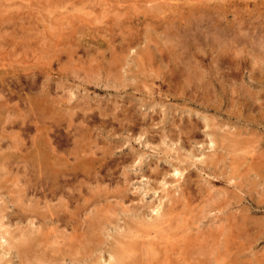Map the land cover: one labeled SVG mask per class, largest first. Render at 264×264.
<instances>
[{
    "label": "rangeland",
    "instance_id": "374dc122",
    "mask_svg": "<svg viewBox=\"0 0 264 264\" xmlns=\"http://www.w3.org/2000/svg\"><path fill=\"white\" fill-rule=\"evenodd\" d=\"M151 1L0 0V45L3 44L0 46V91L3 94L0 101L8 102L13 116L48 119V138L55 141L54 147L59 144L61 155L68 152L69 163L76 162L80 155H85L87 160L90 157L107 160L99 170L85 166L77 169L76 177L72 174L68 177L76 180L67 186L78 188L71 193L80 199L79 208L73 211L69 206V211L75 212L74 215L66 212L72 218L71 224L61 226L58 234L66 233V242L80 243L77 244L79 252L67 253L66 258L41 261L46 264H108L109 260V264H118L115 251L120 249L124 252V264H264V59H261L264 56V0ZM248 94L255 95L252 99ZM26 122L31 127H6L3 131L0 128V163H13L5 175L3 167L0 175V264H25L15 247L25 240L26 231H37L35 211L42 218L58 203L53 193L35 198L32 189H24L23 166L30 160L9 153L16 150L13 149L16 148L13 146L15 133L22 139L25 137L18 146L24 149L23 154L31 151L34 136L42 137L39 122L38 127L34 120ZM84 147L90 149L89 153L82 154ZM22 189L25 196L21 197L26 206L10 201ZM157 207H164L165 212L156 211ZM69 227L76 231L68 230ZM137 231L142 237L135 233ZM120 232L126 233L125 237L119 235ZM73 235L80 238L77 240ZM70 247L68 249H74ZM41 261L38 259V263L45 264ZM32 263L37 264V260Z\"/></svg>",
    "mask_w": 264,
    "mask_h": 264
},
{
    "label": "bare ground",
    "instance_id": "6f19581e",
    "mask_svg": "<svg viewBox=\"0 0 264 264\" xmlns=\"http://www.w3.org/2000/svg\"><path fill=\"white\" fill-rule=\"evenodd\" d=\"M196 1V0H195ZM149 2H150V0H149ZM151 2H153V0L151 1ZM181 2H182V0H181ZM194 2V1H193ZM148 3V2H147ZM137 4V3H136ZM142 3L140 2V5H141ZM149 4V3H148ZM151 4V3H150ZM156 4H158V3H156ZM165 4V3H164ZM138 5V4H137ZM136 5V6H137ZM147 5V4H146ZM167 5H168V2H167ZM170 5H171V3H170ZM158 6V5H157ZM139 7V6H138ZM170 7V6H169ZM206 7V6H205ZM142 9V8H141ZM113 10V9H112ZM204 10V9H203ZM118 11V10H117ZM136 11V10H135ZM173 11V10H172ZM195 10H193V12H194ZM202 11V10H201ZM208 11V10H207ZM120 12V11H119ZM119 12L117 13V15L119 14ZM96 13V12H95ZM110 13V12H109ZM112 13V12H111ZM135 13V12H134ZM161 13V12H160ZM122 14V13H121ZM121 14H119V15H121ZM130 14V13H129ZM136 14V13H135ZM196 14H198L197 12H196ZM195 14V15H196ZM200 14V13H199ZM127 15V14H126ZM132 15V14H131ZM139 15V14H138ZM210 15V14H209ZM216 15V14H215ZM214 15V16H215ZM116 16V15H115ZM201 16H203L202 14L199 16V18L201 17ZM217 16V15H216ZM127 17V16H126ZM144 17V16H143ZM159 17V16H158ZM173 17H174V15H173ZM176 17V16H175ZM192 17H194V15L192 16ZM211 17V19H213L212 17L213 16H210ZM218 17V16H217ZM121 19L123 18V17H120ZM129 18H130V16H129ZM147 18V17H146ZM145 18V19H146ZM120 19V20H121ZM130 19H132V18H130ZM186 19V18H185ZM210 19V18H209ZM219 19V18H218ZM112 20H114V19H111L110 21H112ZM116 20V22H117V19H115ZM140 20V19H139ZM200 20H202V19H200ZM206 20V19H205ZM109 21V22H110ZM141 21V20H140ZM144 21H146V20H144ZM186 21H188V20H186ZM204 21V20H203ZM206 21H208V20H206ZM151 22V21H150ZM205 22V21H204ZM220 22V21H219ZM113 23V22H112ZM111 23V24H112ZM118 23V22H117ZM116 23V24H117ZM199 23V22H198ZM208 23V22H207ZM212 23H213V21H212ZM110 23H108V25H109ZM119 24V23H118ZM121 24V23H120ZM129 24H131V23H129ZM139 24V23H138ZM174 24H176V23H174ZM183 25V24H182ZM193 25V24H192ZM195 25V24H194ZM119 26V25H118ZM117 26V27H118ZM178 26V25H177ZM214 26V25H213ZM111 27H112V25H111ZM120 27V26H119ZM173 27V26H172ZM191 27V26H190ZM189 27V28H190ZM196 27V26H195ZM198 27V26H197ZM218 27V26H217ZM240 27V26H239ZM150 28V27H149ZM192 28V27H191ZM210 28V27H209ZM209 28H208V30H209ZM219 28V27H218ZM112 29V28H111ZM123 29V28H122ZM152 29V28H151ZM193 29V28H192ZM211 29V28H210ZM221 29V28H220ZM223 29V31H224V28H222ZM190 30V29H189ZM207 30V29H206ZM210 31V30H209ZM218 31V30H217ZM116 33H117V31H115ZM114 32V33H115ZM185 32V31H184ZM238 32V31H237ZM241 32V31H240ZM262 32V31H261ZM116 33L114 34V35H116ZM195 33V32H194ZM223 33V32H222ZM264 33V32H263ZM262 33V34H263ZM112 34V33H111ZM185 34V33H184ZM186 34H188V33H186ZM192 34H193V32H192ZM214 34V33H213ZM212 34V35H213ZM225 34H226V32H225ZM230 34V33H229ZM237 34H239V33H237ZM133 35V34H132ZM176 35V34H175ZM175 35H173V36H175ZM200 35V34H199ZM208 35V34H207ZM224 35V34H223ZM222 35V36H223ZM118 36V35H117ZM125 36V35H124ZM172 36V37H173ZM180 36V35H179ZM186 36V35H185ZM190 36V35H189ZM193 36V35H192ZM192 36H190V37H192ZM197 36V35H196ZM218 36H219V34H218ZM221 36V37H222ZM241 36V35H240ZM3 37V36H2ZM114 37V36H113ZM181 37V36H180ZM194 37V36H193ZM207 37V36H206ZM212 37V36H211ZM4 38V37H3ZM2 38V39H3ZM171 38V37H170ZM175 38H177V37H175ZM183 38V37H182ZM181 38V39H182ZM185 38V37H184ZM200 38V37H199ZM201 38H203V37H201ZM5 39V38H4ZM169 39V38H168ZM207 39V38H206ZM225 39H227L228 40V38H225ZM241 39V38H240ZM261 39V38H260ZM114 40V39H113ZM172 40H174L173 38H172ZM189 40V39H188ZM192 40V39H191ZM217 40V39H216ZM220 40V39H219ZM223 40V39H222ZM257 40V39H256ZM21 41V40H20ZM179 41H181V40H179ZM186 41V40H185ZM193 41V40H192ZM194 41H196V40H194ZM193 41V42H194ZM210 41V40H209ZM212 41V40H211ZM225 41V40H224ZM237 41V40H236ZM253 41V40H252ZM27 43H28V41H26ZM25 42V43H26ZM182 42V41H181ZM187 42V41H186ZM197 42V41H196ZM214 42V41H213ZM228 42V41H227ZM226 42V43H227ZM257 42V41H256ZM19 43V42H18ZM24 43V44H25ZM110 43V42H109ZM177 43V42H176ZM225 43V44H226ZM253 43V42H252ZM7 44H9V43H7ZM6 44V45H7ZM21 44V43H20ZM29 44V43H28ZM101 44V43H100ZM197 44V43H196ZM216 44H218V42L216 43ZM263 44V43H262ZM1 45H3V44H1ZM0 45V46H1ZM5 45V46H6ZM13 45V44H12ZM11 45V46H12ZM19 45V44H18ZM37 45V44H36ZM190 45V44H189ZM192 45V44H191ZM219 45V44H218ZM223 45V44H222ZM230 45V44H229ZM229 45H227L228 47H229ZM237 45H240V44H237ZM236 45V46H237ZM248 45V44H247ZM128 46V45H127ZM157 46V45H156ZM193 46V45H192ZM201 46H202V43H201ZM241 46V45H240ZM239 46V48L240 49H242V47H240ZM249 46H251V45H249ZM7 47V46H6ZM14 47H15V45H14ZM110 47V46H109ZM120 47V46H119ZM186 47V46H185ZM200 47V46H199ZM214 47V46H213ZM218 47V46H217ZM104 48V47H103ZM177 48V47H176ZM180 48V47H179ZM237 48V47H236ZM1 49H2V47H1ZM7 49V48H6ZM15 49V48H14ZM113 49V48H112ZM120 49H121V47H120ZM160 49V48H159ZM181 49V48H180ZM190 49H191V47H190ZM207 49V48H206ZM218 49V48H217ZM244 49H245V47H244ZM243 49V50H244ZM3 50V49H2ZM18 50V49H17ZM83 50V49H82ZM91 50V49H90ZM103 50V49H102ZM107 50V49H106ZM109 50V49H108ZM184 50H185V48H184ZM183 50V51H184ZM186 50H187V48H186ZM186 50H185V52H186ZM201 50V49H200ZM251 50V49H250ZM249 50V51H250ZM253 50V49H252ZM73 51H75V49H73ZM110 51V50H109ZM112 51V50H111ZM181 51H182V49H181ZM188 51V50H187ZM202 51V50H201ZM239 51V50H238ZM15 52V51H14ZM23 52V51H22ZM36 52V51H35ZM59 52V51H58ZM85 52V51H84ZM91 52V51H90ZM103 52V51H102ZM114 52V54H115V51H112V53ZM192 52V51H191ZM235 52V51H234ZM253 52H254V50H253ZM255 52H256V50H255ZM25 53V52H24ZM27 53V52H26ZM222 53H223V51H222ZM239 53V52H238ZM241 53V52H240ZM244 53V52H243ZM246 53V52H245ZM245 53H244V55H245ZM9 54V53H8ZM68 54V53H67ZM91 54V53H90ZM113 54V55H114ZM229 54V53H228ZM227 54V55H228ZM58 55V54H57ZM87 55V54H86ZM92 55V54H91ZM90 55V56H91ZM110 54H108V56H109ZM181 55V54H180ZM215 55V54H214ZM213 55V56H214ZM218 55V54H217ZM221 55V54H220ZM243 55V54H242ZM248 55V54H247ZM247 55H245L246 57H247ZM252 55V54H251ZM260 55H261V52H260ZM17 56V55H16ZM15 56V57H16ZM26 56V55H25ZM89 56V57H90ZM102 56V55H101ZM104 56V55H103ZM102 56V57H103ZM111 56V55H110ZM206 56V55H205ZM237 56V55H236ZM239 56V55H238ZM249 56V55H248ZM257 56V55H256ZM263 56V55H262ZM8 57H10V55L8 56ZM27 57V56H26ZM61 57V56H60ZM59 57V58H60ZM73 57V56H72ZM88 57V58H89ZM240 57V56H239ZM253 57V56H252ZM264 57V56H263ZM261 58V59H264V58ZM93 58V57H92ZM260 58V57H259ZM259 58H254V59H259ZM61 59V58H60ZM91 59V58H90ZM96 59H97V57H96ZM186 59H187V57H186ZM226 59V58H225ZM242 59V58H241ZM261 59H260V61H261ZM205 60V59H204ZM234 60V59H233ZM255 60V61H256ZM60 61V60H59ZM98 61H100V60H98ZM237 61H238V59H237ZM236 61V62H237ZM242 61H244V60H242ZM246 61V60H245ZM254 61V60H253ZM259 61V60H258ZM95 62V61H94ZM101 62V61H100ZM124 62V61H123ZM230 62V61H229ZM248 62V61H247ZM262 62V61H261ZM102 63V62H101ZM105 63V62H104ZM234 63V62H233ZM243 63V62H242ZM251 63V65H254V63H252V62H250ZM256 63V65H257V63L259 64V62H255ZM215 64V63H214ZM102 65H103V63H102ZM202 65V64H201ZM255 65V66H256ZM98 66H99V64H98ZM244 66V65H243ZM102 67V66H101ZM105 67V66H104ZM104 67H103V69H104ZM199 67V66H198ZM236 67V66H235ZM241 67V66H240ZM106 68H108V67H106ZM173 68V67H172ZM193 68V67H192ZM230 68V67H229ZM244 68V67H243ZM253 67L251 66V70H254V69H252ZM256 68V67H255ZM48 69V68H47ZM46 69V70H47ZM94 69V68H93ZM92 69V70H93ZM99 69H100V67H99ZM99 69H96V71L97 70H99ZM45 70V71H46ZM222 70V69H221ZM243 70V69H242ZM245 70V69H244ZM103 71V70H102ZM255 71V70H254ZM39 72V71H38ZM93 72H95V71H93ZM116 72V71H115ZM201 72V71H200ZM243 72V71H242ZM256 72V71H255ZM3 72H1V74H2ZM12 73V72H11ZM47 73H49V72H47ZM187 73H189V72H187ZM225 73V72H224ZM251 73V72H250ZM31 74V73H30ZM35 74V73H34ZM109 74V73H108ZM228 74V73H227ZM243 74V73H242ZM21 76H22V74H20ZM112 75V74H111ZM118 75V74H117ZM236 75V74H235ZM206 76V75H205ZM204 76V77H205ZM233 76V75H232ZM250 76H251V74H250ZM16 77H17V75H16ZM114 77V76H113ZM117 77V76H116ZM116 77H115V79H116ZM182 77H183V75H182ZM229 77V76H228ZM254 77H256L255 75H254ZM9 78V77H8ZM21 78V77H20ZM25 78V77H24ZM34 78V77H33ZM120 78V77H119ZM184 78V77H183ZM232 78V77H231ZM251 78V77H250ZM22 79V78H21ZM35 79V78H34ZM39 79V78H38ZM114 79V80H115ZM123 79V78H122ZM121 79V80H122ZM199 79V78H198ZM243 79V78H242ZM5 80H6V78H5ZM23 80V79H22ZM36 80V79H35ZM35 80H33L34 82H35ZM46 80V79H45ZM117 80V79H116ZM233 80V79H232ZM240 80V79H239ZM19 81V80H18ZM25 81H27V80H25ZM37 81V80H36ZM50 81V80H49ZM185 81V80H184ZM231 81V80H230ZM245 81V80H244ZM6 82V81H5ZM5 82H3V83H5ZM53 82V81H52ZM56 82V81H55ZM122 82V81H121ZM233 82V81H232ZM235 82V81H234ZM241 82V81H240ZM46 83V82H45ZM117 83V82H116ZM189 83V82H188ZM7 84V83H6ZM22 84V83H21ZM20 84V85H21ZM124 84V83H123ZM122 84V85H123ZM242 84H243V81H242ZM31 85V84H30ZM35 85V84H34ZM46 85H48V84H46ZM118 85V84H117ZM233 85V84H232ZM7 86V85H6ZM10 86V85H9ZM33 86V85H32ZM49 86V85H48ZM60 86V85H59ZM120 86V85H119ZM1 87V86H0ZM25 87V86H24ZM38 87V86H37ZM234 87V86H233ZM8 88V87H7ZM18 89H19V86L17 87ZM47 88V87H46ZM246 89H247V87H245ZM25 89H26V87H25ZM31 89V88H30ZM2 90V89H1ZM7 90V89H6ZM13 90V89H12ZM45 90V89H44ZM57 90H58V88H57ZM248 90H250V89H248ZM11 91V90H10ZM15 91H17L16 89H15ZM35 91V90H34ZM244 91H245V89H244ZM251 91V90H250ZM255 91V90H254ZM253 90L251 91V92H254ZM2 91H0V97H3V94L1 93ZM4 92V91H3ZM18 92V91H17ZM26 92V91H25ZM31 92V91H30ZM29 92V93H30ZM41 92V91H40ZM43 92V91H42ZM53 92V91H52ZM57 92V91H56ZM9 93V92H8ZM28 93V94H29ZM244 93H246V92H244ZM249 93V92H248ZM10 94H11V92H10ZM31 94L32 95H35V93H32L31 92ZM36 94H38V92H36ZM58 94V93H57ZM256 94V93H255ZM255 94H253V95H255ZM20 95V94H19ZM39 95H41L40 93H39ZM43 95V94H42ZM244 95V94H243ZM246 95H247V93H246ZM246 95H245V97H246ZM249 95V97L251 98L252 96H250V94H248ZM9 96V95H8ZM11 96V95H10ZM23 96H25V95H23ZM38 96V95H37ZM44 96V95H43ZM42 96V97H43ZM46 96V95H45ZM48 96V95H47ZM54 96V95H53ZM262 96V95H261ZM264 96V95H263ZM5 97H6V95H5ZM4 97V98H5ZM27 97H29V96H27ZM30 97H31V95H30ZM56 97V96H55ZM248 97V98H249ZM255 97V96H254ZM14 98V97H13ZM26 98V97H25ZM40 98H41V96H40ZM44 98V97H43ZM61 98V97H60ZM247 98V97H246ZM10 99V98H9ZM57 99V98H56ZM252 99H253V97H252ZM20 100V99H19ZM22 100H24V99H22ZM28 100H30L29 98H28ZM92 100V99H91ZM248 100V99H247ZM250 101H251V99H249ZM258 101H259V97H258V99H257ZM261 100V99H260ZM40 101V100H39ZM58 101V100H57ZM254 101H256V100H254ZM263 101V100H262ZM14 102H16L15 100H14ZM18 102V101H17ZM248 102V101H247ZM264 102V101H263ZM8 103V102H7ZM7 103L5 102V103H3V102H1L0 101V128H1V130L3 131L6 127H10V128H13V127H15V126H19V128H21V129H23L22 128V126H30L29 124H28V122H26V120L28 119H30V121L31 120H34L35 121V126L36 127H38V125L36 124L37 122H39V125H40V127H41V135H42V137H40L39 139H36V136H34L35 137V139L32 141V143H31V151H27L26 153H22L23 152V148H22V146L19 148L18 146H19V143H23L22 141H23V139L25 138H21L20 137V134L19 133H15L14 134V145L13 146H15L16 148H13V149H16V150H11L9 153H15L14 154V156L16 157V155L18 156V157H21L22 159H27V160H30V162H29V164L27 165V164H25L24 163V170H23V172L25 173H22V174H24L25 176H24V180H23V185H24V189H27V188H29V189H32L31 191H32V193L33 192H35L34 194H33V196L35 197V198H37V197H39V196H42V197H46L47 196V194L49 193H53L54 194V196L56 197V200H58V203H57V205H54V206H51V208H50V210H52L51 211V213L49 214V215H44V217H40L39 216V212L36 210L35 212H36V214H33V218H37V223L39 224L38 225V228H37V231H31V230H29V231H26L27 233H28V235H26L27 237L25 238V240L24 241H22V242H20L19 240H18V242H20L16 247H15V249L17 248V250H18V253L20 254V256H21V261H22V263L23 262H25V264H33L32 263V261H36L37 260V264H41V263H38V259L41 261V260H55V258L56 259H59V258H61V257H65V255H68L67 253H73V254H75V253H78L79 252V249H78V247H77V244L79 245L80 243H76V242H74L73 240H70V241H67L66 242V240H68V239H66L65 240V234L63 233V235L62 236H60V234L62 233H59L58 234V229L59 228H61V226H67L68 227V225H70L71 223H70V219H71V221H72V218H71V216H68L67 215V213L66 212H70V214H72V215H74V213L75 212H73L74 210H78V208H79V205H78V203H79V201H80V199H78L77 198V196L75 195L74 196V193H71V192H74V190H78V188L76 189V188H74V187H76V186H74L73 188H70V187H68L67 186V184L68 183H71V182H73V181H76L75 179H70V178H68L69 177V175H73V177H76L77 176V173H76V171H77V169H79V168H82V167H88V169H95L96 167H97V169H98V167H100V166H102L103 165V162L104 161H107L106 160V158L104 157L103 159H101V158H99V157H90L89 158V160H87V158H86V156L84 157V156H82V155H80L79 156V159H77V161L76 162H74L73 164H71V163H69V159H70V157L68 158L67 157V153H65L64 155H61V153L58 151L59 150V144L58 143H56V147H54L52 144H54L55 143V141H52L50 138H48V135H49V133H48V127H47V120L45 119V118H42L43 116H37V118H36V116H13V114H12V112H10L9 111V109H8V107H7ZM11 103V102H10ZM28 103V102H27ZM26 103V104H27ZM59 103V102H58ZM249 103V102H248ZM253 103V102H252ZM254 103H257V102H254ZM18 104H20V103H18ZM22 104V103H21ZM245 104H247L246 103V101H245ZM9 105V104H8ZM23 105V104H22ZM86 106V105H85ZM250 106H251V104H250ZM262 106V105H261ZM39 107V106H38ZM12 108H14V107H12ZM32 108V107H31ZM44 108V107H43ZM92 108V107H91ZM90 108V109H91ZM255 108V107H254ZM254 108H252V109H254ZM260 108V107H259ZM263 108V107H262ZM39 109H41V108H39ZM62 109V108H61ZM69 109V108H68ZM251 109V108H250ZM257 109V108H256ZM264 109V108H263ZM12 110V109H11ZM14 110V109H13ZM24 110V109H23ZM42 110V109H41ZM44 110V109H43ZM249 110V109H248ZM255 110V109H254ZM258 110V109H257ZM256 110V111H257ZM261 110V109H260ZM14 111H16V110H14ZM37 111V110H36ZM256 111H255V114H257L256 113ZM26 112V111H25ZM38 112V111H37ZM57 112V111H56ZM104 112H105V110H104ZM251 112H252V110H251ZM261 112V111H260ZM263 113H264V111H262ZM262 112H261V114H262ZM6 113V115L5 116H1V115H4ZM12 114V115H11ZM52 114V113H51ZM56 114V113H55ZM260 114V115H261ZM48 115V114H47ZM251 115H253L254 116V114L252 113ZM256 116V115H255ZM29 117V118H28ZM257 117V116H256ZM260 117V116H259ZM47 118V117H46ZM39 119H43V120H39ZM257 119H259V118H257ZM261 119V118H260ZM87 120V119H86ZM261 120H263V119H261ZM88 121V120H87ZM251 121H253V119L251 120ZM250 121V122H251ZM42 123V124H41ZM251 123H253V122H251ZM259 123V122H258ZM32 124V123H31ZM33 125V124H32ZM34 126V125H33ZM31 127V126H30ZM18 128L16 127V130H17ZM30 128H28L27 130H29ZM46 129V130H45ZM255 129V128H254ZM31 130V129H30ZM57 130V129H56ZM66 130H67V128H66ZM256 130V129H255ZM8 131H9V128H8ZM20 131V130H19ZM23 131V130H22ZM14 132V131H13ZM25 132V131H24ZM29 132V131H28ZM32 132V131H31ZM27 133V132H26ZM67 133V132H66ZM77 133V132H76ZM74 134V133H73ZM22 136H23V134H21ZM37 135V134H36ZM40 135V136H41ZM50 136V135H49ZM51 136H52V134H51ZM57 136H58V134H57ZM94 136V135H93ZM28 137V136H27ZM30 137V136H29ZM38 137V136H37ZM31 138V137H30ZM56 138V137H55ZM72 139V138H71ZM29 139H27V141H28ZM60 140V139H59ZM66 140H68V139H66ZM65 140V141H66ZM64 141V140H63ZM236 141H239V140H236ZM235 141V142H236ZM250 142H251V140H250ZM74 143H76V142H74ZM81 143H83V142H81ZM241 143V142H240ZM252 143H253V140H252ZM256 143V141H254V143L253 144H255ZM65 144H67V143H65ZM86 144V143H85ZM214 144V143H213ZM230 144V143H229ZM242 144V143H241ZM258 144V143H257ZM70 145V144H69ZM80 145V144H79ZM82 145V144H81ZM240 144H238V146H239ZM65 146V145H64ZM248 146V145H247ZM251 146V145H250ZM249 146V147H250ZM255 146V145H254ZM25 148H26V146H24ZM79 147V146H78ZM82 147V146H81ZM86 147H88V146H86ZM256 147V146H255ZM61 148V147H60ZM71 148V147H70ZM12 149V148H11ZM28 150H29V148H28ZM73 151H74V149H72ZM78 150H80V149H78ZM102 150V149H101ZM236 150V149H235ZM254 150V149H253ZM264 150V149H263ZM262 150V151H263ZM76 151V150H75ZM89 151H90V149H87V148H81V152H82V154L83 153H85V154H87V153H89ZM104 151V150H103ZM261 151V152H262ZM62 152H64V151H62ZM70 153V152H69ZM78 154H79V152H78ZM110 154V153H109ZM258 155H260V154H258ZM7 156V155H6ZM191 156V155H190ZM199 156V155H198ZM3 157V156H2ZM76 157H77V153H76ZM11 158H13V157H11ZM108 158V157H107ZM256 158V157H255ZM258 158H259V156H258ZM263 158H264V156H263ZM0 159H1V157H0ZM7 159V158H6ZM76 159V158H75ZM257 159V158H256ZM261 160V159H260ZM72 161H74V160H72ZM71 161V162H72ZM110 161V160H109ZM108 161V162H109ZM253 161H255V160H253ZM257 161V160H256ZM107 162V163H108ZM120 162V161H119ZM20 163V162H19ZM106 163V164H107ZM117 163V162H116ZM1 164V163H0ZM11 164H13V163H11V162H8V164L6 163H4V164H1V166H0V175H1V172L3 171V167L5 168L4 170L5 171H3V175H5L6 173L5 172H8V170L10 169V165ZM30 165V167H28ZM120 165V164H119ZM19 166V165H18ZM141 166V165H140ZM8 167H9V169H8ZM22 167V166H21ZM109 167V166H108ZM261 167V166H260ZM20 168V167H19ZM111 168V167H110ZM257 168H258V166H257ZM17 169V168H16ZM22 169V168H21ZM84 169V168H83ZM252 169H254L253 167H252ZM259 169V168H258ZM15 170V169H14ZM82 170V169H81ZM96 170V169H95ZM99 170V169H98ZM101 170V169H100ZM84 171V170H83ZM249 171H250V169H249ZM251 171H253V170H251ZM250 171V172H251ZM10 172V171H9ZM81 172V171H80ZM106 173H107V171H106ZM246 173V172H245ZM104 174V173H103ZM247 174H248V172H247ZM251 174V173H250ZM98 175V174H97ZM250 176V175H249ZM258 176V175H257ZM1 177V176H0ZM21 177H22V175H21ZM82 177V176H81ZM87 177V176H86ZM98 177V176H97ZM252 177V176H251ZM246 178V177H245ZM99 180H100V178H99ZM158 180V179H157ZM185 180V179H184ZM188 180V179H187ZM186 180V181H187ZM189 180H190V178H189ZM245 180V179H244ZM21 182H22V180H20ZM95 181V180H94ZM109 181V180H108ZM111 181V180H110ZM185 181V182H186ZM87 182V181H86ZM107 182V181H106ZM114 182H115V180H114ZM249 183V182H248ZM106 184V183H105ZM109 184H111V183H109ZM108 184V185H109ZM252 184V183H251ZM113 185V184H112ZM111 185V186H112ZM264 185V184H263ZM15 186H18V185H15ZM189 185H187L186 187L187 188H189L188 187ZM258 186V185H257ZM256 186V187H257ZM11 187V186H10ZM250 186H248L247 188H249ZM83 188V187H82ZM258 188V187H257ZM1 189V188H0ZM84 189V188H83ZM187 190H189V189H187ZM187 190H183V191H187ZM30 191V192H31ZM191 191V190H190ZM190 191H188V192H190ZM103 192V191H102ZM192 192H194V191H192ZM10 194H11V192H9ZM14 193V192H13ZM256 194H258L257 193V191L255 192ZM16 194V193H15ZM38 194V195H37ZM123 194V193H122ZM172 194V193H171ZM184 194H185V192H184ZM189 194V193H188ZM187 194V195H188ZM262 194V193H261ZM99 195H101L100 193H99ZM190 195V194H189ZM193 195H195V194H193ZM197 195V194H196ZM262 195H264V193L262 194ZM21 196H25V193H24V190L22 189V190H20L19 192H17V196H15V197H13L12 196V198L10 199V201H12V202H18L19 203V205L20 206H26V204H24V201H23V199H22V197ZM103 196V195H102ZM192 196V195H191ZM95 197V196H94ZM100 197V196H99ZM194 197H196V196H194ZM262 197H264V196H262ZM67 198V200H65ZM184 198V197H183ZM90 199V198H89ZM122 199H123V197H122ZM228 199V198H227ZM233 199V198H232ZM231 199V200H232ZM264 199V198H263ZM9 200V199H8ZM91 200V199H90ZM1 201V200H0ZM39 201V200H38ZM45 201V200H44ZM115 201H117V200H115ZM228 202L230 201V198H229V200H227ZM41 202H42V200H41ZM47 202V201H46ZM53 202V201H52ZM85 202V201H84ZM97 202V201H96ZM119 202V201H118ZM225 202V201H224ZM236 202V201H235ZM263 202H264V200H263ZM86 203V202H85ZM103 203V202H102ZM111 203H113V201L111 202ZM120 203V202H119ZM126 203V202H125ZM175 203V202H174ZM36 204V203H35ZM70 204V205H69ZM162 204V203H161ZM192 204H194V202L192 203ZM14 205V204H13ZM29 205V204H28ZM27 205V206H28ZM84 205H87V204H84ZM93 205V204H92ZM118 205V204H117ZM122 204H120V206H121ZM172 205V204H171ZM185 205H187V202H186V204ZM47 206V205H46ZM69 206H72L73 207V211H69ZM115 206V205H114ZM141 206V205H140ZM159 206V205H158ZM173 206V205H172ZM189 206V205H188ZM48 207V206H47ZM148 207V206H147ZM224 207V206H223ZM86 207H84V209H85ZM89 208V207H88ZM87 208V209H88ZM111 208H112V206H111ZM115 208V207H114ZM117 208V207H116ZM162 208H164V207H161V208H159V209H162ZM175 208V207H174ZM173 208V209H174ZM231 208V207H230ZM21 209V208H20ZM45 209H47V208H45ZM81 209V208H80ZM83 209V208H82ZM86 209V210H87ZM109 209V208H108ZM123 210H126V209H124V208H122ZM121 209V210H122ZM130 209V208H129ZM139 209V208H138ZM156 209V208H155ZM158 209V207H157V209H156V211H160ZM179 209H181V208H179ZM23 210V209H22ZM49 210V211H50ZM71 210V209H70ZM85 210V211H86ZM110 210V209H109ZM113 210V209H112ZM117 210H119V208L117 209ZM116 210V211H117ZM134 210V209H133ZM132 210V211H133ZM136 210V209H135ZM151 210V209H150ZM164 209H162V211H163ZM177 210V209H176ZM192 210V209H191ZM131 211V212H132ZM137 211V210H136ZM173 211H175V210H173ZM185 211V210H184ZM190 211V210H189ZM20 212V211H19ZM91 212V211H90ZM99 212H100V210H99ZM98 212V213H99ZM114 212V211H113ZM163 212H165V211H163ZM168 212H171V211H168ZM179 212V211H178ZM78 213V212H77ZM115 213V212H114ZM127 213H129V212H127ZM146 213V212H145ZM154 213V212H153ZM162 213V212H161ZM191 213H192V211H191ZM96 214V213H95ZM109 214V213H108ZM131 214V213H130ZM135 214V213H134ZM137 214H138V212H137ZM142 214V213H141ZM186 214V213H185ZM17 215H19L18 213H17ZM80 215V214H79ZM81 215H82V213H81ZM112 215V214H111ZM116 215V214H115ZM160 215L161 214H159V216H158V218L160 217ZM173 215H174V213H173ZM176 215H178V214H176ZM175 215V216H176ZM199 215V214H198ZM198 215H197V217H198ZM11 216V215H10ZM25 216H26V214H25ZM99 216H101V214L99 215ZM98 216V217H99ZM109 216V215H108ZM113 216V215H112ZM139 216V215H138ZM146 216V215H145ZM145 216H142V218L143 217H145ZM163 216V215H162ZM172 216V215H171ZM29 217V216H28ZM102 217V216H101ZM110 217V216H109ZM115 217V216H114ZM132 217V216H131ZM170 217V216H169ZM179 217V216H178ZM2 218H4V217H2ZM14 218V217H13ZM80 219H81V217H79ZM134 218V217H133ZM132 218V219H133ZM152 218V217H151ZM154 218H155V216H154ZM154 218H152V219H154ZM157 218V219H158ZM164 218V217H163ZM172 218H174V217H172ZM187 218V217H186ZM19 219H21V218H19ZM18 219V220H19ZM90 219V218H89ZM97 219V218H96ZM95 219V220H96ZM110 219H112V218H110ZM130 219V218H129ZM132 219H130V220H132ZM135 219V218H134ZM133 219V220H134ZM138 219V218H137ZM151 219V220H152ZM0 220H1V217H0ZM11 220H13V219H11ZM74 220V219H73ZM76 220V219H75ZM92 220V219H91ZM99 220V219H98ZM117 220V219H116ZM115 220V221H116ZM129 220V221H130ZM136 220V219H135ZM134 220V221H135ZM147 220H149V219H147ZM169 220V219H168ZM184 220V219H183ZM201 220V219H200ZM233 220V219H232ZM246 220V219H245ZM15 221V220H14ZM114 221V220H113ZM141 221H143V220H141ZM154 221V220H153ZM157 221V220H156ZM179 221V220H178ZM186 221V220H185ZM195 221V220H194ZM235 221V220H234ZM248 221V220H247ZM25 222V221H24ZM29 222V221H28ZM88 222V221H87ZM97 222V221H96ZM99 222V221H98ZM103 222L105 223V221L103 220ZM102 222V223H103ZM108 222V221H107ZM131 222V221H130ZM144 222V221H143ZM149 222V221H148ZM180 222V221H179ZM245 222V221H244ZM42 223H43V226H42ZM111 223V222H110ZM132 223V222H131ZM131 223H129V225L131 224ZM138 223H141V222H138ZM147 223V222H146ZM161 223V222H160ZM242 223V222H241ZM14 224V223H13ZM29 224V223H28ZM34 224V223H33ZM32 224V225H33ZM89 224V223H88ZM93 224V223H92ZM127 224V222L125 223V225ZM136 224H137V221H136ZM174 224V223H173ZM178 224V223H177ZM184 224V223H183ZM183 224H181L182 226H183ZM187 224V223H186ZM192 224V223H191ZM238 224V223H237ZM249 224V226L252 224H250V222L248 223ZM41 225V226H40ZM52 225H55V227L53 228V227H51ZM90 225V224H89ZM143 226H144V224H142ZM147 225V224H146ZM169 225V224H168ZM185 225V224H184ZM5 226V225H4ZM71 226H74V224L73 225H71ZM93 226V225H92ZM95 226V225H94ZM104 226V225H103ZM131 226V225H130ZM137 226V225H136ZM157 226V225H156ZM178 226V225H177ZM186 226V225H185ZM237 226V225H236ZM6 227V226H5ZM24 227H26V226H24ZM67 227H64V228H67ZM81 227H82V225H81ZM91 227V226H90ZM90 227H88L89 229H90ZM99 227V226H98ZM115 227V226H114ZM133 227V226H132ZM135 227V226H134ZM133 227V228H134ZM145 227V226H144ZM160 227V226H159ZM168 227V226H167ZM179 227V226H178ZM243 227V226H242ZM7 228H9V227H7ZM6 228V229H7ZM70 228L71 227H69V229L68 230H70ZM94 228V227H93ZM101 228V227H100ZM118 228H120L119 226H118ZM146 228V227H145ZM171 228H172V226H171ZM186 228V227H185ZM188 228V227H187ZM225 228V227H224ZM240 228V227H239ZM73 231L75 230V228L74 227H72L71 228ZM79 229H81V228H79ZM87 229V228H86ZM104 229V228H103ZM137 229V228H136ZM161 229V228H160ZM164 229V228H163ZM175 229V228H174ZM177 229H179V228H177ZM231 229V228H230ZM243 229H247V228H243ZM243 229H240V230H242L243 231ZM2 230H3V227H2ZM4 230H5V228H4ZM72 230H70V231H72ZM84 230V229H83ZM106 230H107V227H106ZM105 230V231H106ZM123 230V229H122ZM125 230V229H124ZM130 230L131 229H129V232H130ZM139 230V229H138ZM168 230V229H167ZM222 230V229H221ZM1 231V230H0ZM61 231V230H60ZM66 231V230H65ZM76 231V230H75ZM79 231V230H78ZM96 231V230H95ZM99 231V230H98ZM104 231V232H105ZM126 231V230H125ZM125 231H123V233L125 232ZM155 231H157V230H155ZM161 231V230H160ZM160 231H159V233H160ZM164 231V230H163ZM184 231V230H183ZM226 231V230H225ZM224 231V232H225ZM237 231H239L238 229H237ZM69 232V231H68ZM80 232V231H79ZM100 232V231H99ZM122 232V231H121ZM121 232H120V234L119 235H122L121 234ZM147 232V231H146ZM173 232H174V230H173ZM176 232V231H175ZM236 232V231H235ZM2 233V232H1ZM75 233V232H74ZM83 233H84V231H83ZM95 233V232H94ZM101 233H103V232H101ZM118 233V232H117ZM135 233H138L137 235L138 236H140V234H139V232L137 231V232H135ZM162 233V232H161ZM168 233V232H167ZM233 233V232H232ZM236 233H241V231L240 232H236ZM242 233H244V232H242ZM67 234H69V233H67ZM126 234V233H125ZM124 234V235H125ZM156 234V233H155ZM177 234V233H176ZM220 234H222V233H220ZM124 235H122V236H124ZM149 235V234H148ZM151 235H153L154 236V234L152 233ZM169 235V234H168ZM180 235V234H179ZM178 235V236H179ZM240 235H242V234H240ZM14 236V235H13ZM23 236V235H22ZM136 236V235H135ZM147 236V235H146ZM145 236V238H147ZM167 236V235H166ZM170 236V235H169ZM169 236H167V237H169ZM173 236V235H172ZM189 236V235H188ZM73 237L74 238H76L77 240L80 238V236H78V235H73ZM72 237V238H73ZM82 237H84V236H82ZM120 237V236H119ZM125 237V236H124ZM140 237H142V236H140ZM144 237V236H143ZM155 237V236H154ZM176 237V236H175ZM184 237V236H183ZM219 237V236H218ZM227 237V236H226ZM236 237V236H235ZM242 237V236H241ZM24 238V237H23ZM68 238V237H67ZM123 238V237H122ZM151 238V237H150ZM196 238V237H195ZM194 238V239H195ZM214 238V237H213ZM11 239V238H10ZM13 239V238H12ZM19 239V238H18ZM61 239V240H60ZM71 239V238H70ZM76 239H74V240H76ZM152 239V238H151ZM180 239V238H179ZM189 239V238H188ZM200 239V238H199ZM201 239H203V238H201ZM235 239V238H234ZM237 239V238H236ZM14 240H15V238H14ZM76 240V241H77ZM89 240V239H88ZM136 240V239H135ZM134 239H133V241H135ZM169 240V239H168ZM177 240H178V238H177ZM214 240V239H213ZM218 240V239H217ZM238 240V239H237ZM118 241V240H117ZM16 242H17V239H16ZM82 242V241H81ZM85 242V241H84ZM114 242H115V240H114ZM119 242V241H118ZM117 242V243H118ZM168 242V241H167ZM184 242H185V240H184ZM197 242H199V241H197ZM8 243V242H7ZM11 243V242H10ZM13 243V242H12ZM142 243H144V242H142ZM152 243V242H151ZM159 243V242H158ZM161 243V242H160ZM202 243V242H201ZM207 243H209V242H207ZM88 244V243H87ZM90 244V243H89ZM93 244V243H92ZM92 244H90V245H92ZM96 244V243H95ZM121 244V243H120ZM161 244H163V243H161ZM180 244V243H179ZM178 244V245H179ZM182 244V243H181ZM205 245H206V243H204ZM6 245V244H5ZM70 245H71V247H70ZM97 245H99V244H97ZM117 245V244H116ZM127 245H129V244H127ZM146 245V244H145ZM165 245V244H164ZM168 245H170V243L168 244ZM167 245V246H168ZM173 245V244H172ZM175 245V244H174ZM219 245V244H218ZM3 246V245H2ZM86 246V245H85ZM95 246V245H94ZM109 246V245H108ZM147 246V245H146ZM158 246V245H157ZM198 246V245H197ZM73 248L74 247V249L72 250H70V249H68V248ZM82 247H84V246H82ZM89 246H87V248H88ZM103 247V246H102ZM101 247V248H102ZM113 247H114V245H113ZM125 247V246H124ZM127 247V246H126ZM140 247V246H139ZM161 247V246H160ZM172 247V246H171ZM177 247V246H176ZM181 247H183V246H181ZM203 247V246H202ZM219 247V246H218ZM10 248V247H9ZM79 248H80V246H79ZM95 248V247H94ZM94 248H92L91 250H93ZM98 248V247H97ZM107 248V247H106ZM163 248H164V246H163ZM162 248V249H163ZM198 248V247H197ZM81 249V248H80ZM158 249H159V247H158ZM171 249V248H170ZM178 249V248H177ZM191 249V248H190ZM201 249V248H200ZM3 250V249H2ZM84 250H86V249H84ZM116 250V249H115ZM127 250H128V247H127ZM165 251H167V253L169 252L168 250H166V249H164ZM174 249H172V251H173ZM181 250V249H180ZM184 250V249H183ZM193 250V249H192ZM197 250V249H196ZM74 251H75V253H74ZM103 251H104V249H103ZM145 251H146V249H145ZM159 251H160V249H159ZM171 251V250H170ZM92 252V251H91ZM113 252H114V250H113ZM125 252H126V250H125ZM147 252V251H146ZM174 252V251H173ZM189 252H190V250H189ZM95 253V252H94ZM99 253H100V251H99ZM115 253H116V257H117V261H118V264H124L123 262H124V260H123V255H124V252L122 251V250H120V249H117L116 251H115ZM148 253V252H147ZM152 253V252H151ZM150 253V254H151ZM163 253H166V252H163ZM166 253V254H167ZM172 253V252H171ZM185 253H186V251H185ZM112 254V253H111ZM141 253L139 252V255H140ZM142 254H146V253H142ZM149 254V253H148ZM154 254H156L155 252H154ZM190 254V256H191V253H189ZM103 255V254H102ZM107 255V254H106ZM127 255H128V253H127ZM147 255V254H146ZM153 255V254H152ZM164 255V254H163ZM196 255V254H195ZM200 255H201V253H200ZM5 256V255H4ZM3 256V257H4ZM13 256V255H12ZM11 256V257H12ZM16 256V255H15ZM77 256L78 255H76V258H77ZM83 256V255H82ZM81 256V257H82ZM92 256H94V254L93 255H91V257ZM97 256V255H96ZM113 256H114V254H113ZM131 256H132V254H131ZM154 257H158V256H155V255H153ZM169 256V255H168ZM168 256H167V258H168ZM172 256V255H171ZM193 256V255H192ZM70 257H72V255H70ZM69 257V258H70ZM85 257V256H84ZM83 257V258H84ZM104 257V256H103ZM115 257V256H114ZM141 257V256H140ZM150 257H152L151 255H150ZM154 257H152V258H154ZM163 257V256H162ZM170 257V256H169ZM183 257H184V255H183ZM13 258V257H12ZM36 258H38V259H36ZM62 258V259H63ZM66 258V257H65ZM73 258H74V256H73ZM89 258V257H88ZM87 258V259H88ZM96 258V257H95ZM101 258V257H100ZM110 258V257H109ZM136 258V257H135ZM164 258H165V255H164ZM15 259V258H14ZM36 259V260H35ZM92 259V258H91ZM103 259H105V257L104 258H102V262H104L103 261ZM161 258H159V260H160ZM177 259V258H176ZM76 260V259H75ZM79 260V259H78ZM82 260V259H81ZM84 260H86V259H84ZM96 260H98L97 258H96ZM96 260H94V261H96ZM100 260V259H99ZM132 260V259H131ZM142 260V259H141ZM165 260H167V259H165ZM168 260H169V258H168ZM178 260V259H177ZM11 261H13V260H11ZM117 261H116V263H117ZM163 261V260H162ZM161 261V262H162ZM1 262H3V260L1 261ZM15 262V261H14ZM20 262V261H19ZM41 262H44V261H41ZM70 262V261H69ZM76 262H79V261H76ZM75 262V263H76ZM82 262H83V260H82ZM99 262V261H98ZM98 262H96V263H98ZM107 262H108V264H109V260H107ZM165 262V261H164ZM9 263H12V262H9ZM8 263V264H9ZM45 263V262H44ZM53 264H54V262H52ZM58 263V262H57ZM56 263V264H57ZM71 263H74V262H71ZM70 263V264H71ZM86 263V262H85ZM115 263V262H114ZM128 263V262H127ZM132 263V262H131ZM159 263H160V261H159ZM171 263V262H170ZM193 263V262H192ZM199 263V262H198ZM7 264V263H6ZM17 264V263H16ZM46 264V263H45ZM64 264H67V263H65L64 262ZM77 264V263H76ZM79 264H80V262H79ZM106 264V263H105ZM113 264V263H112ZM165 264V263H164ZM180 264V263H179Z\"/></svg>",
    "mask_w": 264,
    "mask_h": 264
}]
</instances>
